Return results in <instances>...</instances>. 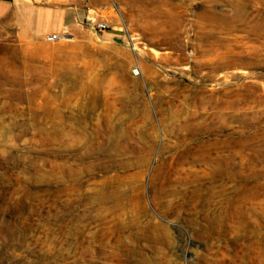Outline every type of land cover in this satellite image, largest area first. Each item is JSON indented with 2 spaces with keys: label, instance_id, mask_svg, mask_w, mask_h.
<instances>
[{
  "label": "rangeland",
  "instance_id": "374dc122",
  "mask_svg": "<svg viewBox=\"0 0 264 264\" xmlns=\"http://www.w3.org/2000/svg\"><path fill=\"white\" fill-rule=\"evenodd\" d=\"M30 1L108 29L0 36V264H264V0Z\"/></svg>",
  "mask_w": 264,
  "mask_h": 264
},
{
  "label": "crops",
  "instance_id": "0c3cea01",
  "mask_svg": "<svg viewBox=\"0 0 264 264\" xmlns=\"http://www.w3.org/2000/svg\"><path fill=\"white\" fill-rule=\"evenodd\" d=\"M85 18L72 8L40 5L30 0H0V36L12 34L26 41L45 40L52 34L63 35Z\"/></svg>",
  "mask_w": 264,
  "mask_h": 264
},
{
  "label": "built area",
  "instance_id": "2783aa9c",
  "mask_svg": "<svg viewBox=\"0 0 264 264\" xmlns=\"http://www.w3.org/2000/svg\"><path fill=\"white\" fill-rule=\"evenodd\" d=\"M85 22H87L88 24L93 25V27L95 28V30L99 31V32H104L108 29L107 24L104 21H95V19L93 18H89L87 17L85 19ZM60 35H56V34H52L49 35L46 40L48 42H56L60 39Z\"/></svg>",
  "mask_w": 264,
  "mask_h": 264
}]
</instances>
